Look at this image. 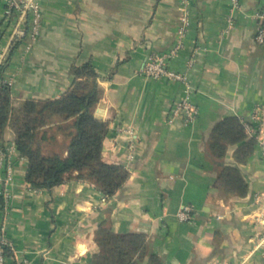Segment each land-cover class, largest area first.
<instances>
[{"label":"crops","instance_id":"obj_1","mask_svg":"<svg viewBox=\"0 0 264 264\" xmlns=\"http://www.w3.org/2000/svg\"><path fill=\"white\" fill-rule=\"evenodd\" d=\"M240 6L230 26L231 0L42 1L39 39L28 51L26 43L17 45L3 65L15 106L59 98L71 86L72 66L91 62L103 77L102 115L111 120L103 157L130 176L105 201L93 184L78 180L36 190L26 182L28 160L14 156L13 184L0 182V243L11 252L5 264H91L104 221L116 233L146 234L164 264H264V251L252 252L264 230L255 201L264 192L259 144L240 166L248 195L229 201L215 187L217 168L205 150L217 122L233 116L250 124L254 109L264 106V42L256 41L261 24L255 17L264 0H240ZM5 8L0 0V55L8 40ZM186 11L183 48L167 67L187 74L194 87L193 124L170 114L185 87L142 73L149 55L176 46ZM12 143L8 128L0 151ZM226 161L233 162L231 151ZM184 207L193 221L178 220Z\"/></svg>","mask_w":264,"mask_h":264},{"label":"trees","instance_id":"obj_2","mask_svg":"<svg viewBox=\"0 0 264 264\" xmlns=\"http://www.w3.org/2000/svg\"><path fill=\"white\" fill-rule=\"evenodd\" d=\"M5 66L0 69L1 81ZM71 74V86L59 98L27 99L18 106L13 87L1 83L0 143L11 128L18 152L28 160L26 182L33 189L51 190L78 180L112 197L130 175L124 166L103 157L111 125V120L98 112L104 100L103 77L91 62L72 66ZM257 146V139L248 134L245 122L238 117L224 118L211 128L205 150L216 165L215 187L224 200L248 195L249 185L240 166L249 161ZM230 151L232 163L226 161ZM95 242L98 251L91 264H164L150 251L146 234L116 233L110 221L99 225ZM4 251L6 256L11 254L7 246Z\"/></svg>","mask_w":264,"mask_h":264},{"label":"built area","instance_id":"obj_3","mask_svg":"<svg viewBox=\"0 0 264 264\" xmlns=\"http://www.w3.org/2000/svg\"><path fill=\"white\" fill-rule=\"evenodd\" d=\"M43 0H6L5 15L9 20L7 23L8 37L7 43L0 55V65H4L9 58L13 48L21 41L26 43L25 50L28 51L32 45L37 42L40 37L43 22L42 12ZM185 4L188 0H183ZM233 8L228 20L230 26L234 24V13L240 10V0H231ZM255 17L260 21V29L256 36L258 43L264 42V12H258ZM190 24L189 13L185 12L181 19V26L178 29L179 40L176 46L168 53L156 54L153 53L147 57L142 73L147 78L154 80L167 79L181 83L184 89L183 97L175 103L170 111L171 118H182L185 123L193 124L198 119V109L191 100V95L194 87L191 84L188 75L176 72L167 67L168 61L176 56V54L183 48V42ZM5 84L8 87H13L12 79L0 80V84ZM171 119V120H172ZM251 122L245 123L247 132L255 137L261 148V154L264 161V106L257 107L251 116ZM254 125V126H253ZM14 156H21L17 150L16 144L12 143L4 147L0 151V182L6 186H11L14 182V170L12 158ZM8 196L9 193L7 192ZM104 196V201L107 199ZM255 201L259 203L260 209L264 212V192L255 195ZM195 215L189 207H184L178 214L177 218L181 222L193 221ZM257 223L264 225V217L258 216ZM254 247L252 252L264 251V230L260 232L256 239L253 240ZM6 243H0V264H5L6 255L4 251ZM21 264H30L28 260H22Z\"/></svg>","mask_w":264,"mask_h":264},{"label":"water","instance_id":"obj_4","mask_svg":"<svg viewBox=\"0 0 264 264\" xmlns=\"http://www.w3.org/2000/svg\"><path fill=\"white\" fill-rule=\"evenodd\" d=\"M98 112H99L100 114H103V113H104V111H103L102 109H99Z\"/></svg>","mask_w":264,"mask_h":264}]
</instances>
